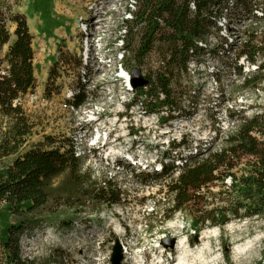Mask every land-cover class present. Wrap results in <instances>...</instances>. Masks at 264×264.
<instances>
[{
	"label": "rangeland",
	"instance_id": "obj_1",
	"mask_svg": "<svg viewBox=\"0 0 264 264\" xmlns=\"http://www.w3.org/2000/svg\"><path fill=\"white\" fill-rule=\"evenodd\" d=\"M258 1L264 8V1ZM41 2L40 10H46L44 14L32 9L31 0L11 1L12 9L26 16L33 36L36 82L34 88L19 101L32 125L26 143L28 146L46 147L49 144L56 146L66 139L72 140L80 155L81 173H86L84 179L91 183L88 185L97 187L109 182L121 190L122 198L120 203L113 205L81 199H72L70 204L54 203L51 207L53 212L41 216L48 224L20 238L21 258L32 264H111L110 255L116 240L121 247V264H161L159 256L165 252L173 255L170 264L173 261L176 264L181 251L185 250L184 246L189 252L200 248L204 261L197 260L196 264H260L264 260V224L261 219L239 220L228 216L224 224L207 226L198 234L194 233V222L187 211H177L166 218L171 206L164 185L168 178L157 181L152 177L158 164L155 168L137 170L130 163H120L126 162L124 153L128 154L127 158L134 153L140 159L146 158L148 163L161 159L164 153L171 155L165 160L169 166L171 160H179L177 156L186 153V148L171 149L161 145L166 139L170 144L176 143L175 139L184 132L186 140L191 142L190 137L204 138L215 128L219 129L222 123H227L225 126L229 129L232 127L228 123L231 121L228 118L230 112L237 113L242 105L263 111L264 86L244 88L237 72V66L244 73L252 71L250 67L239 63L240 56L236 55L233 47L225 56L210 59L206 55L202 58L203 62L190 65L189 78H182L178 89L190 91L191 98L185 102L183 109L191 110L189 116L193 119H189L182 129L179 124H175L179 128H173V122L166 114L159 113L166 120L162 122L158 119V111L144 113L139 102L131 105L137 96V88L129 83L133 90L127 91V83L116 77L119 71H125L123 65L131 71L134 69L127 57H121L122 45L119 41L123 33L122 23L129 18L128 9H135L131 6L133 0ZM115 11L116 14H113ZM235 21L228 25L230 30L227 34L243 42L247 29L245 24L242 26L245 20ZM99 23H103L102 27ZM7 27L12 32L13 25L8 24ZM250 27L264 29V21ZM212 36V45L216 48L225 39L221 30L218 33L216 28L212 30ZM103 56L110 58V62L103 60ZM157 65L158 55L154 50L137 68L140 75H147ZM79 85L86 91L87 98L79 108H71L68 98ZM215 93L219 95L218 99ZM140 100L144 105L152 102L147 96ZM90 118L96 120L93 122ZM7 125L8 119L0 115V134H5ZM107 132L110 138L108 145L111 144L117 155L119 169H111L106 164L108 161L103 151L108 146L102 150L96 148L103 144V139L94 144L100 134ZM175 132V135L167 134ZM136 141L137 150L131 151L129 147ZM11 158L1 159L0 166ZM59 181L61 178L54 183ZM226 183L228 188L223 181L209 187L206 201L210 204L207 208L223 207L232 201L231 181L226 180ZM199 207L200 204L196 203L193 209ZM67 220L71 221V227L62 223ZM162 238H173V247L164 248L160 242ZM179 240L184 243L182 249L176 247ZM248 240L250 245L243 254L236 250Z\"/></svg>",
	"mask_w": 264,
	"mask_h": 264
},
{
	"label": "trees",
	"instance_id": "obj_2",
	"mask_svg": "<svg viewBox=\"0 0 264 264\" xmlns=\"http://www.w3.org/2000/svg\"><path fill=\"white\" fill-rule=\"evenodd\" d=\"M11 1L0 0V115L8 119L5 134H0V160L12 157L0 166V264H32L20 256V238L48 224L41 216L52 213L54 203L70 204L72 199H81L113 205L121 202L122 192L109 182L97 187L88 185L90 181L84 179L86 173H81V159L75 155L76 146L70 139L56 146L27 145L32 125L19 101L36 82L33 36L26 16L15 12ZM41 1L31 0L32 9L40 10ZM131 6L135 9H128L129 18L122 23L121 57H127L135 69L152 51L158 55L157 67L140 75L146 84L135 90L137 96L131 104L139 102L144 113L158 111V115L166 114L169 119L189 116L191 110L183 108L191 98L190 91L178 89L180 80L188 77V63L203 62L205 54L220 58L231 47L249 62L256 63L260 58L257 68L247 73L237 66L242 86H264V29L250 27L264 21L260 1L133 0ZM40 11L44 14L46 10ZM223 15L229 20L252 22L246 26L245 39L240 43L222 40L218 46L221 48H205L201 44L213 29H218L217 20ZM8 24L13 25L12 32ZM123 68L130 74L129 67ZM146 96L152 102L144 105L140 98ZM86 98V91L79 85L68 98L70 107L79 108ZM229 117L235 127L217 139L214 147L222 143L218 148L210 151L212 145L210 149L199 148L187 158L177 156L180 166L174 159L168 166L165 160L171 155L163 153L160 170L152 173L157 181L168 178L164 185L171 206L166 218L187 211L197 234L207 226L224 224L228 216L239 220L259 218L264 224V110L251 117L231 111ZM158 119L166 121L164 115ZM57 178L61 181L55 184ZM227 178L234 192L232 201L223 207L207 208L209 187L222 181L225 185ZM196 203L200 207L194 210ZM62 223L71 227L70 220Z\"/></svg>",
	"mask_w": 264,
	"mask_h": 264
},
{
	"label": "bare ground",
	"instance_id": "obj_3",
	"mask_svg": "<svg viewBox=\"0 0 264 264\" xmlns=\"http://www.w3.org/2000/svg\"><path fill=\"white\" fill-rule=\"evenodd\" d=\"M113 14H116V11L113 13ZM235 20H229L226 16H224L223 15V17H221V18H218V20H217V25H216V27H218V29L219 30H221V32H222V35H223V37L225 38L224 39V41H226V42H228V43H232V42H236V43H240L241 41L240 40H234L232 37H230V35H228L227 34V32L230 30V26H228V25H230V23L231 22H234ZM241 22V21H240ZM244 23L242 24V26L245 24V26H247V25H249V24H252V22L251 21H247L246 23H245V21H243ZM234 23H238V22H234ZM99 25H101V27H102V25H103V23H99ZM227 27H229V29H227ZM232 28H235V27H233L232 26ZM246 28V27H245ZM92 29L93 28H91V32H92ZM219 30H218V32H219ZM93 33V32H92ZM212 38H213V36H212V33L209 35V36H207V38H206V41H205V43H203V44H201L202 46H204L205 48H211V47H213V45H212ZM208 56L210 59L212 58L211 56H209L208 54H205L204 56H203V58H205V56ZM91 56H92V54H91ZM239 63L240 64H244L245 65V67H250V69L251 70H255L256 68H257V65H258V62H260V60H256V64L255 63H252V62H249V61H247L244 57H242V56H240L239 58ZM194 63H197L196 61H190L189 63H188V72H189V66L190 65H192V64H194ZM123 76L125 77V78H127V77H129V74L127 73V72H125V71H123ZM213 82L215 83H217V81H215V80H213ZM216 88V87H215ZM223 94V93H222ZM215 97H216V99H218L219 98V95H217V93H215ZM219 101V100H218ZM248 101V100H247ZM215 108V107H214ZM217 108V107H216ZM232 109V108H231ZM227 110V109H226ZM239 113H242L243 115H245V116H247V117H251L253 114H259V113H261V111L262 110H260V109H258L257 107H248V106H246V105H242L241 106V110H237ZM227 112V111H226ZM214 113V112H213ZM216 113V112H215ZM223 115V114H222ZM228 115V114H227ZM221 116V115H220ZM211 118V117H210ZM228 118H229V116H228ZM190 119V121H192V119H193V116H192V118H191V116H189V117H181V118H179V117H177V118H173V119H171L172 120V122L173 123H171V127H173V128H176L177 126H175V124H179V126H180V128L182 129V127H183V125H185L186 123H187V121ZM206 119H208V118H206ZM215 120V119H214ZM217 120V119H216ZM217 122V121H216ZM227 122V121H226ZM195 123V122H194ZM232 127L231 128H234L235 127V123H234V121L233 120H231V121H229L228 122ZM214 124V123H213ZM219 124V123H218ZM221 124V123H220ZM219 124V125H220ZM225 124H227V123H222L221 125H220V127H219V129L218 128H215V130L212 132V133H210V134H206V136L204 137V138H191L190 137V139H191V142L187 139L186 140V137H187V135L183 132L182 134L180 133L179 134V136H178V138L177 139H175L176 140V143H171L170 144V142H169V139H166V141L164 142V143H162L163 145H166V146H170L169 148H171V149H173V148H175V147H182V148H186V153H184V158H187L188 156H190V155H193V154H195L196 153V151L199 149V148H201V149H205V148H208L209 147V149L212 147V145H213V147L215 146V144L217 143V139H221L222 137H224L225 136V134L227 133V131L229 130V129H231V128H229L228 129V127H226L225 126ZM170 125V124H169ZM188 125V124H187ZM195 125V124H194ZM210 125V124H209ZM170 127V126H169ZM197 127V126H196ZM177 128H179V127H177ZM212 128H213V126H212ZM207 129V128H206ZM179 130V129H178ZM198 130V129H197ZM211 130V129H210ZM209 132V131H208ZM100 133H101V131H100ZM103 133V132H102ZM189 133V132H188ZM107 134H108V132H107ZM107 134H105V135H99L96 139H95V143L94 144H96V143H98L100 140H102V138H104V137H106L107 136ZM193 134V133H192ZM201 135V134H200ZM173 140V139H172ZM195 143V144H194ZM170 144V145H169ZM191 144H193V146H191ZM170 150V149H169ZM107 153H105L106 154V157H105V160L106 161H108V162H106V164H107V166H109L111 169H119V164H118V159L116 158L117 157V155L116 154H114V151L111 149V145L108 147V150L106 151ZM75 155L76 156H80L79 155V153H78V149H77V147H76V149H75ZM181 159H179V160H176V164H177V166H180V161ZM183 161H185V160H183ZM182 163V162H181ZM149 167H151L152 165H156V164H158V168L161 166V163L160 162H158L156 159L154 160V161H152V162H147L146 163ZM226 180H230V179H226ZM226 180L224 181V184H226L227 185V187H228V185L229 184H227L226 183ZM250 242L251 241H246L244 244H242V245H240V246H237L236 247V250L237 251H239L240 253H242L243 254V252L249 247V245H250ZM182 246H184V243H183V241L182 240H179V241H177L176 242V247L177 248H180V249H182ZM184 248H185V250L183 249L182 251H181V253H180V255H179V257H178V260H177V263L176 264H196V262H197V260H201V261H204V259H202V255L200 254V248H197L198 250H190V252L189 251H187V248L184 246ZM123 254H125V252H123ZM160 260V259H159ZM143 261V260H142ZM157 263V262H156ZM142 264H145V262H143Z\"/></svg>",
	"mask_w": 264,
	"mask_h": 264
},
{
	"label": "water",
	"instance_id": "obj_4",
	"mask_svg": "<svg viewBox=\"0 0 264 264\" xmlns=\"http://www.w3.org/2000/svg\"><path fill=\"white\" fill-rule=\"evenodd\" d=\"M129 78H130L129 83L133 88H138L146 84V81L142 80L140 77L139 68L133 69L129 74ZM160 242L164 248H172L174 244V239L162 238ZM121 261H122L121 247L120 244L115 240L111 251L110 263L120 264Z\"/></svg>",
	"mask_w": 264,
	"mask_h": 264
},
{
	"label": "built area",
	"instance_id": "obj_5",
	"mask_svg": "<svg viewBox=\"0 0 264 264\" xmlns=\"http://www.w3.org/2000/svg\"><path fill=\"white\" fill-rule=\"evenodd\" d=\"M167 134L175 135V134H176V132H175V133H167Z\"/></svg>",
	"mask_w": 264,
	"mask_h": 264
}]
</instances>
